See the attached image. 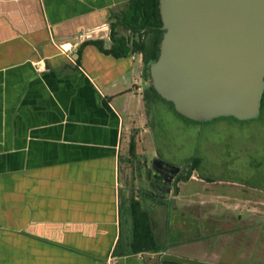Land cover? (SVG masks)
I'll return each mask as SVG.
<instances>
[{"label":"crops","instance_id":"obj_1","mask_svg":"<svg viewBox=\"0 0 264 264\" xmlns=\"http://www.w3.org/2000/svg\"><path fill=\"white\" fill-rule=\"evenodd\" d=\"M128 1L0 0V264L262 263L253 258H264V203L227 194L244 183L198 169L176 191L127 185L135 199L147 191L142 204L164 248L113 254L130 234L121 154L128 119L144 111L141 54L58 46L108 26L94 39L109 48Z\"/></svg>","mask_w":264,"mask_h":264},{"label":"water","instance_id":"obj_2","mask_svg":"<svg viewBox=\"0 0 264 264\" xmlns=\"http://www.w3.org/2000/svg\"><path fill=\"white\" fill-rule=\"evenodd\" d=\"M159 54L145 83L193 121L256 118L264 92V0H159Z\"/></svg>","mask_w":264,"mask_h":264},{"label":"rangeland","instance_id":"obj_3","mask_svg":"<svg viewBox=\"0 0 264 264\" xmlns=\"http://www.w3.org/2000/svg\"><path fill=\"white\" fill-rule=\"evenodd\" d=\"M127 123L121 154L122 160L125 159L122 166L127 168L126 175L122 176V180L125 177V183L122 184L126 191L129 192L127 185L130 184L134 190L140 186H148L147 169L145 170L142 165L149 161L148 170L157 172L155 165L149 160L155 152L166 163L178 167L183 166L191 157H198L197 169L206 177L234 178L244 183V186L233 188L234 191L230 189L227 194L239 198L248 197L251 204L263 205L261 204L264 203V116L262 113L249 120L219 117L199 122L182 117L168 102L159 100L153 107V119L150 120L145 115V111H139L129 118ZM131 136L136 139L135 158L132 162L127 158L129 157L128 142ZM167 182V187L172 186L174 189H179L177 185L182 183V181ZM218 188L228 189L229 187L217 185L215 189ZM183 191L182 187V194ZM263 215L264 213H258L261 220ZM261 237L256 249L264 246V237ZM254 261L264 264V258L262 260L253 258Z\"/></svg>","mask_w":264,"mask_h":264},{"label":"trees","instance_id":"obj_4","mask_svg":"<svg viewBox=\"0 0 264 264\" xmlns=\"http://www.w3.org/2000/svg\"><path fill=\"white\" fill-rule=\"evenodd\" d=\"M114 21L110 24L111 45L104 48L101 40H86L84 43H94L100 50L114 57L126 56L128 54H141L143 62L142 75L146 79L148 76V63L157 58L159 54V43L161 40V17L159 13V0H129L126 8L114 14ZM168 102L175 111L173 104L164 100L149 85L144 84L142 90V101L145 115L153 119V107L157 101ZM264 110V100L262 101ZM176 112V111H175ZM179 114L178 112H176ZM181 115V114H179ZM182 116V115H181ZM184 117V116H182ZM186 118V117H184ZM187 119V118H186ZM190 120V119H188ZM193 121V120H192ZM152 123V122H151ZM153 127V123L151 124ZM136 139L131 136L128 142L129 161L135 158ZM189 168L197 167L198 157L192 158ZM186 175L180 172L174 182L185 180ZM175 191L177 188L174 189ZM139 199H135L133 189H130L128 196L121 199L119 204L122 214V233H123V214L129 217L130 234L126 237L125 246H121V235L113 250V254L137 253L141 251H161L164 246L159 244L154 236L150 216L147 208L142 204V200L148 195L144 189L137 190ZM121 223V222H120ZM162 264H184L176 260H163Z\"/></svg>","mask_w":264,"mask_h":264},{"label":"flooded vegetation","instance_id":"obj_5","mask_svg":"<svg viewBox=\"0 0 264 264\" xmlns=\"http://www.w3.org/2000/svg\"><path fill=\"white\" fill-rule=\"evenodd\" d=\"M261 100L262 101L264 100V92L262 94ZM261 113L264 116V110L262 109V102H261V105H260L259 115H261ZM192 158H194V157H191L186 163L183 164V166H180V167L171 165L169 163H166L160 157H158V155H157L156 158H152L151 161L155 165V168H156V171L157 172H155V174L153 175V177H154L153 179L154 180L152 179L151 180L152 182L151 181H148V185L155 186V187L159 188L161 191H164L165 189L168 188L167 187V183H168L167 181L174 182L175 177L180 172H183L185 174L190 175L192 170L197 169V167H195V168H189V166L192 164V162H191L192 161ZM145 170L147 172V177H149V175H150L149 172L150 171L148 170V168H145ZM153 181H155L156 183H154Z\"/></svg>","mask_w":264,"mask_h":264},{"label":"built area","instance_id":"obj_6","mask_svg":"<svg viewBox=\"0 0 264 264\" xmlns=\"http://www.w3.org/2000/svg\"><path fill=\"white\" fill-rule=\"evenodd\" d=\"M104 29H108V26L96 27V28L78 31L75 35H73V37L69 41L60 44L58 47L62 52L67 53L69 55L81 43H83L86 40L94 39L96 36H98L99 32ZM108 264H115V263L110 261Z\"/></svg>","mask_w":264,"mask_h":264}]
</instances>
